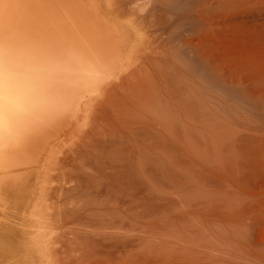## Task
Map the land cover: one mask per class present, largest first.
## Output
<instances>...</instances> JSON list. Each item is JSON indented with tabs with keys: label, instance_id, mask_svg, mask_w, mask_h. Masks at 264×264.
<instances>
[{
	"label": "rangeland",
	"instance_id": "rangeland-1",
	"mask_svg": "<svg viewBox=\"0 0 264 264\" xmlns=\"http://www.w3.org/2000/svg\"><path fill=\"white\" fill-rule=\"evenodd\" d=\"M160 2L178 9L176 19L186 4ZM220 9L222 31L211 39L233 83L205 72L183 45L200 23L177 20L163 62L143 76L149 85L113 104L107 118L115 123L104 120L88 144L85 188L101 192L78 198L88 210L86 261L264 264V0H222Z\"/></svg>",
	"mask_w": 264,
	"mask_h": 264
},
{
	"label": "bare ground",
	"instance_id": "bare-ground-1",
	"mask_svg": "<svg viewBox=\"0 0 264 264\" xmlns=\"http://www.w3.org/2000/svg\"><path fill=\"white\" fill-rule=\"evenodd\" d=\"M189 1L176 19L160 0H0V264L94 263L81 228L88 210L78 205L101 192L85 188L88 144L113 104L149 85L143 76L163 62L177 20L200 23L183 45L233 83L211 39L222 31V0Z\"/></svg>",
	"mask_w": 264,
	"mask_h": 264
}]
</instances>
